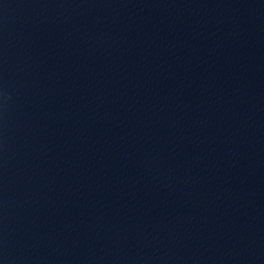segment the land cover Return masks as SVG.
<instances>
[{
  "label": "water",
  "instance_id": "water-1",
  "mask_svg": "<svg viewBox=\"0 0 264 264\" xmlns=\"http://www.w3.org/2000/svg\"><path fill=\"white\" fill-rule=\"evenodd\" d=\"M0 264H264V0H0Z\"/></svg>",
  "mask_w": 264,
  "mask_h": 264
}]
</instances>
